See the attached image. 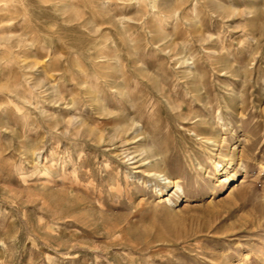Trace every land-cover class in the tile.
Listing matches in <instances>:
<instances>
[{
	"label": "rangeland",
	"instance_id": "obj_1",
	"mask_svg": "<svg viewBox=\"0 0 264 264\" xmlns=\"http://www.w3.org/2000/svg\"><path fill=\"white\" fill-rule=\"evenodd\" d=\"M0 264H264V0H0Z\"/></svg>",
	"mask_w": 264,
	"mask_h": 264
}]
</instances>
